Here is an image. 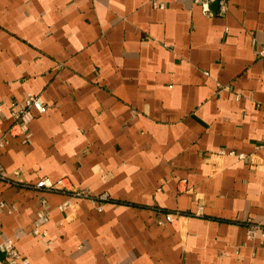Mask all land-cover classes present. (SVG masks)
<instances>
[{
    "label": "crops",
    "instance_id": "1",
    "mask_svg": "<svg viewBox=\"0 0 264 264\" xmlns=\"http://www.w3.org/2000/svg\"><path fill=\"white\" fill-rule=\"evenodd\" d=\"M158 1L0 0V133L49 107L0 153L17 264H264V0Z\"/></svg>",
    "mask_w": 264,
    "mask_h": 264
},
{
    "label": "built area",
    "instance_id": "2",
    "mask_svg": "<svg viewBox=\"0 0 264 264\" xmlns=\"http://www.w3.org/2000/svg\"><path fill=\"white\" fill-rule=\"evenodd\" d=\"M215 0H194L195 3L200 4L205 13H210L209 5ZM220 3V13H224L226 11V2L225 0H218ZM151 5L153 8L163 9L164 4L159 2L158 0H151ZM259 56L264 57V48L259 50ZM49 107L44 104L38 96H35L33 93L28 92L22 102V105L17 109L13 110L10 114V118L13 121L12 127L6 133H0V153L3 147L8 143L9 136L14 138L19 136L18 129H22L25 126V118L31 113L35 112L36 114H44L47 112ZM262 146H264V137L262 138ZM231 156H236L238 159L242 160L245 158L244 154L229 152ZM14 175H17V172H13ZM63 179L57 181H51L47 178L41 179L39 182L35 184L36 189H40L46 192H63L68 190L64 184ZM0 183H8L14 184V181L11 180L10 175L0 166ZM73 196L81 197V198H91L93 204L97 205V210L101 211L100 202L107 201L108 197L105 194L100 196H92L89 191L83 189H77L72 191ZM99 204V205H98ZM3 207L4 204H1ZM13 211V209L11 210ZM10 211V212H11ZM180 214L176 213H166L164 214V221L166 223H172L175 218H178ZM48 217L43 213H38L37 218L34 221L33 233L39 234V225L40 222L47 221ZM163 224V222H160ZM247 239L254 240L258 237H264V225L262 223L249 224L247 226ZM16 236L2 238L1 230H0V254L4 255V258H0V264H17L20 259L18 253L14 248V239ZM22 263L27 264V260H23Z\"/></svg>",
    "mask_w": 264,
    "mask_h": 264
},
{
    "label": "water",
    "instance_id": "3",
    "mask_svg": "<svg viewBox=\"0 0 264 264\" xmlns=\"http://www.w3.org/2000/svg\"><path fill=\"white\" fill-rule=\"evenodd\" d=\"M215 3H218L217 1ZM0 258L2 259L3 258V254H0Z\"/></svg>",
    "mask_w": 264,
    "mask_h": 264
}]
</instances>
